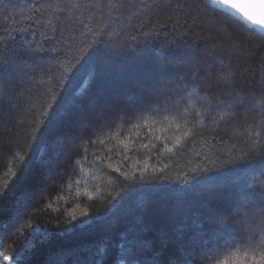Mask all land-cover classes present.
Wrapping results in <instances>:
<instances>
[{
    "label": "trees",
    "instance_id": "obj_1",
    "mask_svg": "<svg viewBox=\"0 0 264 264\" xmlns=\"http://www.w3.org/2000/svg\"><path fill=\"white\" fill-rule=\"evenodd\" d=\"M65 2L0 0L1 257L73 264L92 245L77 264H121L120 245L135 237L139 264H178L185 259L171 258L187 233L183 242L196 247L188 262L215 264L201 253L208 240L247 236L250 207L236 206L257 192L254 208L264 202L260 108L229 107L237 94L264 90V35L208 0H131L123 9L122 0H100L102 10L67 19L52 11ZM109 12L108 22L93 18ZM221 71L234 73L231 83L218 79ZM193 83L215 107L174 118ZM65 97L71 111L49 123ZM69 139L61 161L55 144ZM30 198L21 227L14 211ZM245 250L247 264L251 249L236 254Z\"/></svg>",
    "mask_w": 264,
    "mask_h": 264
},
{
    "label": "snow or ice",
    "instance_id": "obj_2",
    "mask_svg": "<svg viewBox=\"0 0 264 264\" xmlns=\"http://www.w3.org/2000/svg\"><path fill=\"white\" fill-rule=\"evenodd\" d=\"M208 3L217 6L218 8H223L231 13H234L240 20L244 21L248 26L253 29L259 30L261 35H264V0H208ZM125 4L129 7H132L131 0H122V3L118 5L120 8H125ZM49 7H52L51 5ZM88 7H93L97 10H102L104 5L100 2V0H96V2L87 6L81 3L76 2V0H66L64 4L57 3L52 8L53 14L56 11L65 12L66 19L70 18L73 13L78 11L81 8L87 9ZM112 7H117V5H113ZM147 7V6H146ZM105 22L111 19V13H102L100 16H93V18L101 20L105 19ZM59 19V17H57ZM83 23V21H81ZM163 25H161L162 27ZM85 27H87L85 25ZM55 31V29H53ZM222 33V38L225 40L228 39V33L224 30H220ZM213 40L215 38H212ZM225 51V50H220ZM223 63V61H221ZM234 73L231 71L224 72L221 71L217 73V77L221 82L231 83L232 77ZM59 79V78H57ZM182 99L187 101V106L183 111L177 106L173 112L170 114L174 116V118L183 119L188 116L191 112L195 111V115L197 117H203L205 114V107L212 108L215 107L213 105L212 100H210L207 96L201 95L198 85L193 83L184 93ZM245 99H247V105L245 104ZM227 103L226 101H223ZM180 101H177V105H179ZM219 103V102H218ZM63 106L64 111H60L59 109ZM259 106L260 111L259 115H261V125L264 126V90H262L259 98L256 93H249L247 97L240 96L237 94L236 101L234 104H229V107H242L245 111H250ZM57 110L52 112L51 117H49V123H53L58 120H63L66 117V114L71 111V105L68 102V98L65 97L62 101V104L56 106ZM42 115L47 116V113H41ZM167 119V117H165ZM222 119V118H221ZM187 123V120L184 121ZM172 126V121H169V127ZM138 127V126H137ZM176 129L181 128V124H175ZM162 131H167V129H161ZM159 139V137H157ZM103 143V141H101ZM144 148H147L148 145H143ZM154 147V146H153ZM171 151V149H169ZM115 171L117 173L120 172L119 168H116ZM10 191V190H9ZM251 222L248 223L244 227V231L248 233L247 236H232L230 240L225 241L224 245L219 246L217 249H214L215 255L212 259L215 261V264H246L245 257H249V252L247 250L244 251L243 255H237L239 253L240 248L245 246L248 249H251V257L248 260L247 264H252V261H255V264H264V202H261L258 208H254L251 210L250 215ZM73 220L76 219L75 216L72 217ZM39 229H33V236L37 235ZM240 242V243H238ZM137 240L135 237L132 239H126L124 243L120 245V256L119 259L121 264H139L136 258L137 251ZM226 248H235L236 252L233 253L229 259L220 260L219 256ZM5 261L10 260L9 257H3ZM190 264V262H187Z\"/></svg>",
    "mask_w": 264,
    "mask_h": 264
},
{
    "label": "rangeland",
    "instance_id": "obj_3",
    "mask_svg": "<svg viewBox=\"0 0 264 264\" xmlns=\"http://www.w3.org/2000/svg\"><path fill=\"white\" fill-rule=\"evenodd\" d=\"M73 139H75V138H73ZM73 139H69V141H68V147H66V146H61V144L57 141V144H55V149H58L59 150V152H60V154H61V156H62V160L61 161H64V159L66 158V155L70 152L69 151V147L70 148H72L73 147V144H71V141L73 140ZM64 156V157H63ZM55 164H54V162H53V164L51 165V167L52 166H54ZM53 169V170H52ZM44 171H45V179L46 180H48L51 176H53V175H55V171H54V167H52L51 169H49V168H45L44 169ZM57 174V173H56ZM257 183L258 184H260V180H258L257 181ZM257 183H254V184H257ZM261 197V194L260 193H255L254 195L253 194H249V195H246L245 197H244V200H243V202L241 203V204H239V205H237L236 206V211H240V212H242V213H244L245 214V212H247V209L250 207V209H248V211L249 210H252V209H254V207L256 206V200L258 199L259 200V198ZM242 199H243V197H242ZM31 200V201H30ZM261 200H263V197L261 198ZM34 201V199L32 198H30L29 199V201H24L23 203H22V211H20V210H15L14 211V214H15V216L13 217L14 219L12 220V221H15V222H18L19 223V225L21 226V227H23V226H25V222L22 220L23 219V216L25 215V213H26V210H27V208H28V202H33ZM30 205V204H29ZM17 215V216H16ZM18 216H22L21 218L19 217V218H17ZM239 220H237L236 221V223H240V222H238ZM249 222V221H248ZM128 224V223H127ZM126 224V225H127ZM125 225V226H126ZM215 233V232H214ZM234 233V231H230V234L229 235H227V236H225V237H223L224 239H222V243L219 241V239H216L217 238V236H212L208 241H210V245H209V247L208 246H206V247H204V249H202L201 250V253H202V255L204 256V258L205 257H207L208 256V258L209 257H213L214 255H215V252L213 251L214 249H217L219 246H222V245H224V243H225V241H228V240H230L231 239V237L233 236L232 234ZM189 235L186 233V236L185 237H183L182 238V245H183V243H184V245H185V248H184V250L182 249V250H180V253H179V255L178 256H174L173 258H171L172 260H177V259H185V260H183V262H179L178 264H187V262L189 261L188 260V257L192 254V252H195V249H196V247L195 248H192V242L191 241H193V240H189V241H187V242H183V241H185V238H187ZM162 237H163V235L161 236L160 235V233H159V240H160V242L162 241ZM181 237V236H180ZM223 240H225L224 241V243H223ZM207 241V242H208ZM215 241H219V242H215ZM150 244V243H149ZM180 246V247H183V246ZM95 247V246H94ZM93 252H94V248H93V246L91 245V246H87V247H83V248H81L80 249V251L79 252H76V254H74V257H71V258H74V261L76 262V263H73V264H77V263H82V261H83V259H82V257H84V256H87V257H90V255H91V253L93 254ZM96 252V251H95ZM186 254H188L187 256H186ZM194 254V253H193ZM76 255V256H75ZM186 256V257H185ZM177 258V259H176ZM198 260L200 259V258H197ZM77 260V261H76ZM151 261H153L152 259L150 260H148L147 262H148V264L149 263H151ZM178 261V260H177ZM200 261V260H199ZM0 264H12V262H11V259L10 260H8V261H5L4 259H3V257H1V255H0Z\"/></svg>",
    "mask_w": 264,
    "mask_h": 264
},
{
    "label": "water",
    "instance_id": "obj_4",
    "mask_svg": "<svg viewBox=\"0 0 264 264\" xmlns=\"http://www.w3.org/2000/svg\"><path fill=\"white\" fill-rule=\"evenodd\" d=\"M223 9V8H222ZM225 10V9H224ZM227 11V10H226ZM227 12H229V11H227ZM229 13H231V12H229ZM233 15H235L234 13H232ZM259 31V30H258Z\"/></svg>",
    "mask_w": 264,
    "mask_h": 264
}]
</instances>
